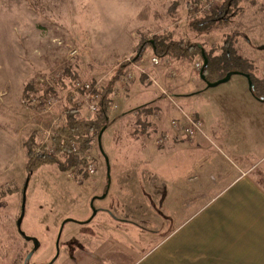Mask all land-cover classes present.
Listing matches in <instances>:
<instances>
[{
    "label": "rangeland",
    "instance_id": "1",
    "mask_svg": "<svg viewBox=\"0 0 264 264\" xmlns=\"http://www.w3.org/2000/svg\"><path fill=\"white\" fill-rule=\"evenodd\" d=\"M228 3V11L222 19L207 28L197 29L191 21L206 15L192 13L187 9V0H0V264H23L31 251L29 264L51 260H54L52 264H61L67 258L64 242L68 238H79L80 230L86 225L80 221L88 219L95 209L106 211L113 222L124 225L128 231L151 227L149 220L153 226L161 223L168 226L169 221L158 215L151 204V198L159 208L165 202L161 205L163 195L151 192L147 184L150 169L140 162L141 156L195 155L197 163L177 164L180 178L183 173L186 176L206 174L213 178L220 167L225 169L234 159L226 148L219 146L203 153L180 141L175 145L171 141L155 144V137L168 131L161 129L162 124L168 127L172 117L180 118V109L198 116L203 134H207L205 125L216 124L227 139L247 144L241 140L239 124L233 123L220 108V103L238 90L236 81L242 76L233 75L226 82L207 87L200 78V70L195 68L196 61L202 62L200 55L192 58L168 55L172 62L169 66L150 68L146 63V73L133 70L131 81L138 78L144 83V95L133 96L132 92L133 98L127 103L131 93L126 92V88L113 99L110 93V102L114 101L116 108L109 109L110 122L99 139L92 131L91 147L86 151L96 166L93 174L77 169L78 165L61 169L53 163L41 164L31 173L25 172V140L34 131L35 147L42 127L50 128L53 119L59 116L61 124L69 98L70 103L78 107L79 118L94 117L95 113L85 109L83 91L73 88L75 80L97 82L102 91L120 65L125 70L126 58L143 55L149 60L153 53L151 48L145 46L140 51V45L155 34L200 44L214 55L220 54L228 41L245 61L244 69L256 78L264 77V0H229ZM65 68L75 77L63 75ZM168 68L174 69L176 74L170 75ZM147 74L153 75L155 82L150 81ZM39 78L44 80L36 87L32 85ZM28 82L31 89L24 93ZM115 86L117 79L112 91ZM161 89L172 94L174 103ZM150 90H156L162 106L148 103L153 100ZM47 93L60 99L50 113L43 115L38 108L26 105L29 94L42 98ZM138 108H154L153 116L140 114ZM166 109L168 114L164 113ZM254 111L259 110L254 107ZM237 133L241 137L238 138ZM209 138L212 140L210 136L207 140ZM262 138L260 134L254 136L244 149L258 155L264 148ZM171 139L184 142L174 136ZM170 145L172 148L167 147ZM214 154L225 155L226 162L219 161V156L215 155L213 158L218 163L206 162L201 166L204 155L207 158ZM254 172L264 185V177L258 175L257 169ZM186 197L173 194L169 201L180 207ZM162 212L169 214L164 205ZM178 214L181 210L174 212L175 216ZM102 216L105 218L97 212L90 221L93 227L91 223L88 227L96 231L93 224H102ZM25 236L35 238L38 247L34 248Z\"/></svg>",
    "mask_w": 264,
    "mask_h": 264
},
{
    "label": "crops",
    "instance_id": "2",
    "mask_svg": "<svg viewBox=\"0 0 264 264\" xmlns=\"http://www.w3.org/2000/svg\"><path fill=\"white\" fill-rule=\"evenodd\" d=\"M241 76L236 81L238 90L227 96L220 103V108L233 123L239 124L238 130L242 137L238 133L237 137L251 144L254 136L258 137L259 134L264 140V100H258L251 94L247 79ZM143 84L138 78L131 81L125 90L131 96L125 102L131 101L133 96L144 95ZM150 91L153 100L147 102L154 107L162 106L158 102L156 90ZM254 107L259 111L255 112ZM151 109L148 114L150 117L154 113V108ZM164 113L168 114L169 110H164ZM161 129L168 127L162 124ZM204 132L207 134L202 132L184 142L169 139L165 144L171 141L175 145L180 141L190 144V149L203 153L212 147L226 148L234 159L228 157L231 162L225 169L220 167V172L216 176L212 175L213 178L206 174L186 176L184 173L181 178L178 177V171L181 170L177 164L197 163L195 155L141 156L140 162L150 169V182L147 184H150V190L155 195H163L160 203L162 205L165 202L163 205L169 214H164L163 205L157 207L152 198L151 204L158 215L169 221L168 226L165 223L153 226L149 220L151 227H135L134 231H128L124 225L113 222L106 211L95 210L88 219L80 221L86 225L80 230L79 238H68L64 242L67 258L61 264H264V185L254 172L257 169L258 175L264 177V148L255 156L254 152L244 149L247 146L244 141L240 144L239 140L227 139L216 124L205 125ZM209 136L212 140H207ZM172 145L167 147L172 148ZM215 155L219 156V161L226 162L227 157L222 154L207 158L204 155L201 166H205L203 164L206 162L218 163L214 159ZM173 194L187 196L180 207L178 204L175 207L169 201ZM178 210H181V214L175 216L174 212ZM99 211L105 218L102 216V224H93L97 229L95 231L88 225ZM116 217L121 219V216ZM108 229L117 233H111Z\"/></svg>",
    "mask_w": 264,
    "mask_h": 264
},
{
    "label": "trees",
    "instance_id": "3",
    "mask_svg": "<svg viewBox=\"0 0 264 264\" xmlns=\"http://www.w3.org/2000/svg\"><path fill=\"white\" fill-rule=\"evenodd\" d=\"M197 2L199 0H193ZM229 0H225L219 10H216L203 18H194L191 24L197 29L207 28L211 26L215 21L224 17L229 8ZM140 45V51H143L145 46L150 47L151 51L158 55H170L177 58H192L201 56L203 75L206 81H215L225 76L229 71H239L249 75L252 82L250 89L251 94L258 100H264V78H256L248 70L244 69L245 61L239 55H237L232 49L229 42H225L222 46V51L218 55L212 54L210 51H206L202 45L193 44L188 40H174L166 39L160 35H153L150 39L142 41ZM203 57L206 58V65L203 67ZM120 65L115 71L113 77L102 88L101 98L98 104V108L93 118L82 119L77 116L78 107L73 103H70L71 99H68L69 106L64 111L61 124L55 129L52 136V141L56 147V154L35 156L34 144H35V132L32 131L28 138L25 140V148L27 154L25 172L31 173L39 165L44 163L56 164L61 169H69L70 167L77 166L83 160L79 158L80 151H87L91 147V138L89 136L90 131H94L98 137L102 131L108 126L110 120L108 117L109 104L111 101L110 93L112 92L113 84L116 82L117 76L124 70ZM63 75H71L68 68L63 70ZM31 89V83L28 82L24 87V93H27ZM141 114H149L150 108H138ZM78 146L77 150L72 148V144ZM84 162V161H83ZM86 176V174H85ZM1 194H3L1 192ZM117 220V219H115Z\"/></svg>",
    "mask_w": 264,
    "mask_h": 264
},
{
    "label": "built area",
    "instance_id": "4",
    "mask_svg": "<svg viewBox=\"0 0 264 264\" xmlns=\"http://www.w3.org/2000/svg\"><path fill=\"white\" fill-rule=\"evenodd\" d=\"M223 0H200V3L196 4V2L192 0H187V9L195 13V15L201 14L202 16L210 14L212 11L220 8ZM171 57L168 55H158L152 53L149 57V60L146 61L144 56H134L126 58L127 66L125 70L120 74L117 78V86H115L112 91V99L117 96L118 93L124 91L125 88L130 84L134 72V69L141 71L142 73H146V67L144 66L148 63L150 68H154L159 65H171ZM202 62L196 61L195 68L199 71L201 70ZM170 75H175L176 72L174 69L168 68ZM148 79L152 82H155V78L151 74H147ZM44 79L39 78L35 82L32 83L35 87L40 84ZM74 89H80L83 91L84 95V104L85 109L90 113H95L98 104L101 98V91L99 90V86L97 82H91L86 80H78L76 79L73 85ZM161 93L165 95V97L174 103V99L171 93H169L165 89H161ZM60 101L52 93H47L44 97L39 98L36 96L28 95L25 99V103L27 106H32L38 108L40 114L50 113L53 110V107L57 105ZM116 108V103L114 101L110 102L109 109ZM181 117L180 118H172L169 121L168 131H162L155 137V144L163 145L167 140L171 139L173 136L178 137L179 139L189 140L196 136V134L202 133V121L193 113H187L184 110L180 109ZM155 117H158L157 114H154ZM60 117V116H59ZM59 117L53 119L52 126L50 128H41L38 131V138L36 140V145L34 147V155L35 156H44V155H53L56 150L54 147V143H52V136L54 134L55 129L60 125ZM89 136H93V132L90 131ZM72 148L74 150L78 149L76 144H72ZM79 158L83 161L78 164L77 169L83 172H86L88 175L93 174L96 171V166L92 162L89 156H87L86 151H80Z\"/></svg>",
    "mask_w": 264,
    "mask_h": 264
},
{
    "label": "water",
    "instance_id": "5",
    "mask_svg": "<svg viewBox=\"0 0 264 264\" xmlns=\"http://www.w3.org/2000/svg\"><path fill=\"white\" fill-rule=\"evenodd\" d=\"M206 62H207L206 58L203 57V67L206 65ZM233 74H241V75L245 76V78L247 79V82H248V88H249V90L251 89L252 82H251V80H250L249 75L246 74V73L239 72V71H229V72H227V73L225 74L224 77H222V78H220V79H218V80L212 81V82H211V81H206V80H205L206 86H207V87H212V86H216V85H218L219 83L226 82L227 80L230 79V77H231ZM199 75H200V78H201L202 80L205 79V77H204V75H203V68H201V70H200V72H199ZM99 138H100V136H98V139H99ZM26 184H27V180L25 181V183H24V185H23V191H24V189H25V187H26ZM22 206H23V205H22ZM22 216H23V212H21V214L19 215V217H18V219H17V226H18V227L20 226V223H21V220H22ZM25 239H26V240H31V241L33 242V244H34V248H37V247H38L39 243L37 242V240H36L35 238H33V237H29V236H25ZM31 254H32V251L29 252V253L27 254L26 258H27V259L30 258Z\"/></svg>",
    "mask_w": 264,
    "mask_h": 264
},
{
    "label": "flooded vegetation",
    "instance_id": "6",
    "mask_svg": "<svg viewBox=\"0 0 264 264\" xmlns=\"http://www.w3.org/2000/svg\"><path fill=\"white\" fill-rule=\"evenodd\" d=\"M229 4V3H228ZM96 210V209H95ZM96 211H98V210H96ZM62 228H63V226H62ZM28 241H30L32 244H33V242L31 241V240H28ZM33 246H34V244H33ZM32 255V254H31ZM29 259L30 258H26V260L25 261H23V264H29ZM53 261L54 260H51V261H47V262H44V263H40V264H52L53 263Z\"/></svg>",
    "mask_w": 264,
    "mask_h": 264
}]
</instances>
